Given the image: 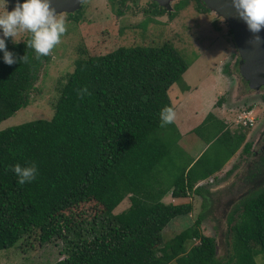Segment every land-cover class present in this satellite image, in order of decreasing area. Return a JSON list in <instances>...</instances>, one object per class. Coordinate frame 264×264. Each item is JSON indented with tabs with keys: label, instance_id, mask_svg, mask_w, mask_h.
<instances>
[{
	"label": "trees",
	"instance_id": "1",
	"mask_svg": "<svg viewBox=\"0 0 264 264\" xmlns=\"http://www.w3.org/2000/svg\"><path fill=\"white\" fill-rule=\"evenodd\" d=\"M119 1L136 5L140 0ZM195 1L199 11H210L203 0ZM190 2L175 3L170 18ZM152 6L156 15L167 12L156 1ZM70 14L80 20L78 11ZM31 35L18 44L6 40L10 52L20 57L27 53V62L9 66L0 51V122L31 103L42 69L51 61V55L37 60L34 49L26 48ZM191 64L170 42L120 46L77 59L51 119L0 129V251L39 232L41 244L56 238L67 242L65 257L53 264H258L257 256L264 255V186L230 211L232 252L227 261L218 257L216 238L203 233V215L175 238L170 251L159 254L154 248L175 218L193 210L191 202L165 203L161 198L201 194L200 181L219 171L238 148L245 153L250 149L249 141L244 142L249 127L234 130L214 113L201 125L211 134L197 127L192 131L208 145L228 147L220 159H204L206 149L196 160L188 157L176 143L177 120L161 126L162 108L179 111L169 90L182 84ZM33 163L36 179L19 184L12 167ZM125 197L130 206L115 214ZM86 202L101 207L100 213L85 225H74L66 212ZM76 230L78 235L71 237Z\"/></svg>",
	"mask_w": 264,
	"mask_h": 264
},
{
	"label": "rangeland",
	"instance_id": "2",
	"mask_svg": "<svg viewBox=\"0 0 264 264\" xmlns=\"http://www.w3.org/2000/svg\"><path fill=\"white\" fill-rule=\"evenodd\" d=\"M153 1L140 0L136 5H121L119 0H84L76 10L80 17L78 22L70 12H60L66 21L67 31L52 50L51 61L44 65L31 103L1 121L0 129L33 119H51L61 85L74 71L77 59L102 56L120 46L172 43L192 62L182 84L177 83L169 90L171 100L179 108L175 114L177 128L181 131L192 126L182 135L183 139L177 140L178 147L188 157H195L206 149L204 159H220L227 153L228 147L219 142L208 145L195 131L197 127L200 132L211 134L207 125L203 123L204 127H201L210 113L234 130L241 129L236 122L240 116L254 117V125L245 133L244 142L250 140L249 152H241L242 147L238 148L219 171L200 181L197 185L203 187L201 194L191 192L188 197L179 199L167 194L161 198L165 203L191 202L193 210L187 216L175 218L153 245L159 254L170 251L175 238L203 215L201 229L206 235L216 238L218 257L225 262L232 252L231 238L227 236L230 211L240 200L264 186V163H257L259 149L264 144V93L249 87L241 74L238 46L224 17L210 8L209 12L202 13L195 0H191L175 18H170L169 14L175 11L174 5L179 0H172L170 7L160 5L167 12L156 15ZM19 2L22 4L25 0ZM16 3L17 0H7V10L11 12ZM5 11L6 0H0V15ZM118 11H123V15L119 16ZM146 21V26H143ZM29 34L24 32L16 39L22 41ZM249 110L252 111L249 113ZM129 203L125 197L114 213L122 212L130 206ZM100 210L98 205L86 202L70 208L66 213L74 225H85ZM78 232H70V236L76 237ZM193 241L187 246L196 243V240ZM66 245V240L61 238L41 244L39 232H35L16 246L0 251V264H53L65 257L62 250ZM256 260L258 264H264V255H258ZM170 264L177 263L173 261Z\"/></svg>",
	"mask_w": 264,
	"mask_h": 264
},
{
	"label": "clouds",
	"instance_id": "3",
	"mask_svg": "<svg viewBox=\"0 0 264 264\" xmlns=\"http://www.w3.org/2000/svg\"><path fill=\"white\" fill-rule=\"evenodd\" d=\"M232 7L236 15L243 20L248 30L253 33V41L260 43L261 38L258 33L264 29V0H232ZM0 51H3L4 63L11 66L15 63L27 62L28 56L25 53L20 57L10 52L6 46V39L11 38L13 43L18 44L17 37L24 32L31 33V38L26 43V48L34 49L36 59L51 54L56 45L60 43L61 36L67 31L66 21L57 12L53 0H25L20 3L17 0L15 8L9 12L7 10L0 15ZM83 89L80 93H86ZM250 112L252 110H249ZM161 126L174 122L175 111L172 107L165 106L160 112ZM12 170L18 177V183L23 185L32 182L38 174L37 166L33 163L27 167L16 164Z\"/></svg>",
	"mask_w": 264,
	"mask_h": 264
},
{
	"label": "water",
	"instance_id": "4",
	"mask_svg": "<svg viewBox=\"0 0 264 264\" xmlns=\"http://www.w3.org/2000/svg\"><path fill=\"white\" fill-rule=\"evenodd\" d=\"M84 0H53L57 12H75ZM164 7H170L172 0H154ZM204 3L228 22L238 50L242 56L240 72L249 81L250 86L259 88L264 85V29L258 35L260 43L253 41V33L248 30L247 24L239 19L235 9L232 7V0H203Z\"/></svg>",
	"mask_w": 264,
	"mask_h": 264
},
{
	"label": "flooded vegetation",
	"instance_id": "5",
	"mask_svg": "<svg viewBox=\"0 0 264 264\" xmlns=\"http://www.w3.org/2000/svg\"><path fill=\"white\" fill-rule=\"evenodd\" d=\"M241 60H242V56H241V54H240V52H239L238 61L241 63ZM245 81H247L249 87H251L249 81H248V80H245ZM258 89H259V90H262L263 93H264V85L259 86ZM262 99H264V98L262 97ZM262 137L264 138V135H262ZM258 139H259V137L256 138V140H258ZM256 140H255V141H256ZM249 141H250V140H249ZM253 150H254V149H253ZM259 150H260V154H259V158H258L257 163L260 162V164H263V163H264V144H262V146L260 147ZM263 169H264V168H263Z\"/></svg>",
	"mask_w": 264,
	"mask_h": 264
},
{
	"label": "built area",
	"instance_id": "6",
	"mask_svg": "<svg viewBox=\"0 0 264 264\" xmlns=\"http://www.w3.org/2000/svg\"><path fill=\"white\" fill-rule=\"evenodd\" d=\"M236 122L240 127H251L254 125V117H251L249 115L240 116V118Z\"/></svg>",
	"mask_w": 264,
	"mask_h": 264
},
{
	"label": "crops",
	"instance_id": "7",
	"mask_svg": "<svg viewBox=\"0 0 264 264\" xmlns=\"http://www.w3.org/2000/svg\"><path fill=\"white\" fill-rule=\"evenodd\" d=\"M192 128V126L190 125L189 127H186L185 129H181V131H180V129H178L179 130V133H180V139H183V137H182V135H184V133L185 132H187V131H189L190 129ZM202 153V152H201ZM201 153L200 154H198L197 156H195V157H192L194 160H196L200 155H201Z\"/></svg>",
	"mask_w": 264,
	"mask_h": 264
}]
</instances>
